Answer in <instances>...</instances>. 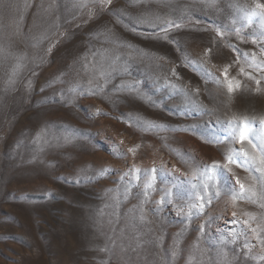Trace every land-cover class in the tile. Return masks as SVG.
Instances as JSON below:
<instances>
[{"label": "rangeland", "instance_id": "rangeland-1", "mask_svg": "<svg viewBox=\"0 0 264 264\" xmlns=\"http://www.w3.org/2000/svg\"><path fill=\"white\" fill-rule=\"evenodd\" d=\"M257 3L0 0V264H264Z\"/></svg>", "mask_w": 264, "mask_h": 264}, {"label": "snow or ice", "instance_id": "snow-or-ice-1", "mask_svg": "<svg viewBox=\"0 0 264 264\" xmlns=\"http://www.w3.org/2000/svg\"><path fill=\"white\" fill-rule=\"evenodd\" d=\"M103 3L104 4H111V0H103ZM256 7H257V9L260 10L259 15L264 16V3H257ZM253 14L255 15L256 13H253ZM253 42H255V41H253ZM245 55H247V54H245ZM253 59H255L254 56H253ZM262 64H264V62H262ZM261 71L264 72V67L261 68ZM240 73L248 76L249 79L255 81L257 86L260 84L259 79H257L251 73H245L243 68L240 69ZM102 75H103V73H102ZM223 77H224V81L227 84V92L229 94V97H231V94L240 88V81L236 80L235 77L229 78L228 66H225V68L223 70ZM257 90H259V89L257 88ZM196 91L198 93L199 89H196ZM83 94L84 93H81V95H83ZM228 123H229L230 131H231L233 137L238 136V141L242 145V147L239 150H237L235 153L229 154L226 157L227 163L234 162L233 156L234 155L238 156L241 153L243 154L244 157L251 159L252 161H256L257 158L255 156L249 157L248 151L243 147V145L246 141L247 144L250 145L252 149H256L257 143L259 144V146H260L259 151L262 154V156L260 158V164L262 166H264V135H259L256 131H254V127L257 123H259V125L261 127H264V119H261L260 121L257 122L256 120L249 119L247 117H243V118L233 117V119L231 121H229ZM254 140H256L257 143H253ZM129 151L134 152L135 149H129ZM248 159L245 160V163L248 162ZM227 163L220 164L219 162H213V164L209 167L218 177L220 172L226 171L228 173H231V169L227 167ZM258 170L264 171V167H262L261 169H258ZM137 171H139V170L137 169ZM155 171H156L155 169L152 170L153 173H155ZM153 178H155V177H153ZM235 185L239 186V191H236V189L233 188L231 193H230L232 196V200L234 202L237 200L238 197H243L245 195V192H247L249 194V196H251V197H257V193L251 187H248L246 189L245 185L243 183H241L238 178L235 180ZM205 188H207V186H205ZM216 188H217V190L214 193L207 195V199H205L204 196H201L198 198L199 203L196 205V208L198 210V214H199V212H201L203 210V208L205 207V204H209V205L211 204L213 195L217 198L220 196L221 193L219 191V185L218 184L216 185ZM260 198H264V193L260 194ZM160 203H164V201L162 200ZM235 215H236V213H233V216H235ZM202 230L203 229H201V231ZM253 231H255V229H253Z\"/></svg>", "mask_w": 264, "mask_h": 264}, {"label": "bare ground", "instance_id": "bare-ground-1", "mask_svg": "<svg viewBox=\"0 0 264 264\" xmlns=\"http://www.w3.org/2000/svg\"><path fill=\"white\" fill-rule=\"evenodd\" d=\"M178 162V161H177Z\"/></svg>", "mask_w": 264, "mask_h": 264}]
</instances>
